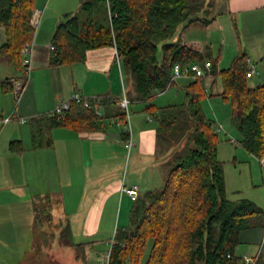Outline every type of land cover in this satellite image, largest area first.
<instances>
[{
	"label": "trees",
	"instance_id": "obj_1",
	"mask_svg": "<svg viewBox=\"0 0 264 264\" xmlns=\"http://www.w3.org/2000/svg\"><path fill=\"white\" fill-rule=\"evenodd\" d=\"M210 4L208 0H84L80 12L66 14L55 30L52 66L81 62L90 49L115 46L148 110L156 109L153 99L168 87L176 62L212 61L207 76L187 85L185 103L158 108L159 145L173 147L165 163L164 185L134 201L129 226L118 229L110 242L107 264H245L237 253L240 234L264 226L263 207L249 198H229L218 154V123L202 105L208 97L205 78L211 77L214 85L221 77L223 92L210 96L230 104L240 143L264 160V84L250 86L246 52H240L230 67L219 69L221 57L213 55L211 45L204 49L183 39L193 23L214 20L205 16ZM35 8L36 0H0V28L5 33L0 65L21 67L23 48L35 34ZM0 84L5 92L14 89L10 78ZM89 100L90 107L73 102L62 117L47 114L31 119L32 148L50 147L55 127H98L100 116ZM121 109L127 123V112ZM10 150L25 151L23 141H12ZM53 206L49 196L33 200V224L41 230L42 241L22 264H64L47 251L57 237L43 229L53 222ZM60 225V245L74 249L78 259L89 264L87 247L94 242L77 243L70 223L61 218ZM257 264H264L262 256Z\"/></svg>",
	"mask_w": 264,
	"mask_h": 264
},
{
	"label": "crops",
	"instance_id": "obj_2",
	"mask_svg": "<svg viewBox=\"0 0 264 264\" xmlns=\"http://www.w3.org/2000/svg\"><path fill=\"white\" fill-rule=\"evenodd\" d=\"M45 1L36 0L32 17L35 34L30 71L26 74L21 64L12 72L14 66L6 65L7 72L3 76L4 79L24 80L20 97L16 98L13 90L5 92L0 86V118H11L6 124L0 123V264L23 263L24 247L30 246L33 200L37 196H49L53 200V221L67 220L75 241L77 231L92 238L103 234L102 240H110L118 222L121 229H126L135 200L124 187L139 185L142 196L165 181V163L173 147L159 145L158 108L185 103L187 85L194 80L183 79L173 84L177 86V92L171 95L168 91L173 85L159 93L153 99L156 109L148 110V102L139 99L134 75L124 66L115 46L90 49L81 62L52 66L55 30L66 14L80 12L84 0H47L44 6ZM208 1L211 4L205 16L214 20L210 24L193 23L184 31V41L199 43L205 49L210 44L213 46L211 39L207 38L203 44L189 35H240L249 69H255L248 79L249 84L251 87L258 85L259 80L255 78L259 73L258 66L250 54L264 61V0ZM52 2L57 9H49ZM4 42L5 33L0 28V48ZM220 53L221 61L230 59L226 52ZM19 70L22 71L20 76ZM209 78L206 77L205 82L206 86H211L210 93H222L224 85H213V79ZM75 93L93 99L100 116L98 127H55L51 131L53 144L33 149L30 120L47 114L58 115L53 113L56 106L71 100ZM124 95L131 100L130 130L119 105V99ZM161 97V104H156ZM176 97L181 100L174 102ZM211 97L215 100V96ZM217 123L221 128L216 130L224 132V124ZM15 140L23 141L25 151L10 150V143ZM129 140L133 142L130 149L126 147ZM218 154L224 164L229 162L235 167L237 163L243 164L257 157L236 137L220 138ZM259 161L264 165V160ZM225 179L228 190L226 172ZM232 197L229 196L233 200L247 198ZM262 198L264 200V194ZM257 201L264 208V202ZM83 242L95 243L93 239ZM94 243L87 247L89 255ZM237 253L258 256V259L262 256L264 260V226L243 230Z\"/></svg>",
	"mask_w": 264,
	"mask_h": 264
},
{
	"label": "rangeland",
	"instance_id": "obj_3",
	"mask_svg": "<svg viewBox=\"0 0 264 264\" xmlns=\"http://www.w3.org/2000/svg\"><path fill=\"white\" fill-rule=\"evenodd\" d=\"M47 0L44 2V6L46 4ZM55 2V1H54ZM52 2L50 5V8H55L57 9V5ZM190 37L200 41L201 43L205 44V41L207 38L211 39L210 42H213V53L214 56H218L220 51L226 52L225 55L230 57V59L219 62V69H225L228 68L232 65L234 59L240 54V50L244 51V48L241 45V37L240 35H197L196 33L189 35ZM224 43V46L222 45ZM211 45V44H210ZM250 54V53H249ZM252 61L256 63L258 66V74H256L255 78L259 80L258 84H263L264 83V61H260L259 59H256L254 55H251ZM2 68L0 67V78L4 79L3 76H5V72H7V66L1 65ZM16 69L15 67L12 68ZM18 76L22 74V71H18ZM210 79L207 77V80ZM183 79L178 80L177 82H182ZM188 84L187 82H185ZM190 83V82H189ZM217 86L223 85L222 78L219 77L216 82ZM175 85V84H174ZM171 88L168 92V95H171L172 93L177 92V86H174ZM1 89L2 85L0 84ZM180 87V86H179ZM208 91V97L204 98L202 100V105L204 108L205 113L207 114L208 117L214 119L215 121H218L219 123L221 122L225 126L224 132H219V137L221 139L227 140L231 138H239L240 134L234 127L231 121V106L230 104L225 103V101L222 98H216L214 97L212 100V97L210 96V91H211V86H207ZM181 95V94H180ZM181 98L175 99L174 102H179ZM162 102V97L157 99L155 101L156 104H161ZM130 114H132V111L130 109ZM225 131H227V135H225ZM128 169V168H127ZM125 170V167L124 169ZM224 170L226 172V177H227V194L228 196H233V197H247L253 201H255L258 204V201L264 202L262 198V194H264V165H262L257 157H253V159H248L247 162L241 164L237 163V166L235 167L232 165V163H225L224 164ZM123 172V171H122ZM164 183H160L157 189L162 188ZM237 191V192H236ZM232 197V198H233ZM118 204L120 203L118 199ZM259 205V204H258ZM261 206V205H260ZM119 218V217H118ZM119 222L115 225L114 232L111 234V239L110 240H102L100 235H96L95 237H85V233L82 231H77V242L80 241H89L93 239L95 241L94 243V249H92L90 252V257H89V264H107V258H108V253L111 249V240L113 239L115 232L117 229H121L122 226H119ZM32 227H30L29 233L31 237V241L29 240L28 244L30 245L29 247H24L25 252L23 255L24 261L28 259V257H33V249L36 247L41 240L40 236V229H36L34 224H31ZM128 227V226H127ZM45 231L52 233L54 232L57 235V239L53 240L50 243L51 246L50 248H47V251L50 255H53L57 260H60L64 264H86L82 260L78 259L77 257V252L68 247H63L62 245H59L58 242V234L61 230V225H60V220L58 219L56 222L53 221L52 223L45 224L44 228ZM23 235L25 238L26 237V232H23ZM28 235V233H27ZM29 237V236H28ZM42 237V236H41ZM43 239V238H42ZM28 240V239H27ZM27 244V242H26ZM33 252V253H32ZM30 255V256H29ZM27 257V258H26Z\"/></svg>",
	"mask_w": 264,
	"mask_h": 264
},
{
	"label": "built area",
	"instance_id": "obj_4",
	"mask_svg": "<svg viewBox=\"0 0 264 264\" xmlns=\"http://www.w3.org/2000/svg\"><path fill=\"white\" fill-rule=\"evenodd\" d=\"M32 42L27 43L22 51V65L25 69L26 74L30 71L31 68V63H30V56L32 54ZM212 68V61L209 59H206L205 61H187V62H182L178 61L173 65L172 68V77H171V82L169 83L168 87L165 89H169L175 82H177L180 79H197L199 77H205L207 76L208 72ZM255 72V69L252 67L249 69L247 76L251 77ZM11 81L14 84V89L13 92L16 96V98L20 97V94L22 93L23 87H24V80L23 79H16L13 78ZM73 102L76 103H83L84 106L90 107L91 106V101L89 100L88 97H85L81 94L75 93L72 97L71 100L69 101H63L59 105L56 106L54 109L53 113L58 114V115H64L66 111H68L72 105ZM130 104L131 100L124 95L119 99V105L127 112V129L130 130ZM11 120L10 117L6 118H0V123L6 124ZM221 124L217 126V130H220ZM133 145L132 140H129L126 143V147L128 149L131 148ZM124 191L133 199L136 200L140 196V188L139 185H132L128 187H124ZM245 264H257L258 256L257 257H250L247 255L242 256Z\"/></svg>",
	"mask_w": 264,
	"mask_h": 264
}]
</instances>
